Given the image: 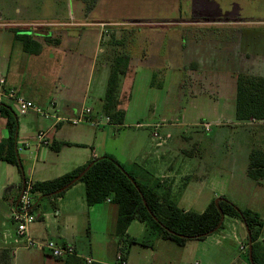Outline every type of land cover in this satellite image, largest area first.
Returning a JSON list of instances; mask_svg holds the SVG:
<instances>
[{
	"label": "rangeland",
	"instance_id": "374dc122",
	"mask_svg": "<svg viewBox=\"0 0 264 264\" xmlns=\"http://www.w3.org/2000/svg\"><path fill=\"white\" fill-rule=\"evenodd\" d=\"M25 1L13 4L14 14L18 8V17L27 19L32 32L48 26L53 41L64 40V73L79 72L73 80L108 81L110 67L105 68L104 60L111 50L117 51L116 57H131L119 96L125 105L136 81L126 123L136 126L138 119L174 123L170 149L177 160L192 162L206 176L202 184L206 192L224 195L264 220V178L248 175L251 152L263 150V130L259 122L236 118L239 75L264 77V0H31L29 5ZM147 54L149 60L143 61ZM150 64L157 66L154 71ZM149 80L153 92L145 90ZM188 152L195 157L188 158ZM5 222L7 229L15 230L9 220ZM134 232L140 241L152 240ZM214 238L191 241L185 248L164 242V247L177 251L174 264H211L208 254L217 248ZM165 248L155 253L134 246L131 259L134 264H150ZM98 252L113 262L111 251ZM239 253L237 247L235 256Z\"/></svg>",
	"mask_w": 264,
	"mask_h": 264
},
{
	"label": "crops",
	"instance_id": "0c3cea01",
	"mask_svg": "<svg viewBox=\"0 0 264 264\" xmlns=\"http://www.w3.org/2000/svg\"><path fill=\"white\" fill-rule=\"evenodd\" d=\"M18 1L12 0L7 5L0 4V80L5 81L3 90L15 89L39 108H48L51 103H55L57 115L66 121L55 123L53 119H47L35 111L20 115L17 109L12 107L18 117L16 151L23 169L21 173L18 167L0 162V264H62L45 251L22 248L23 241L15 242L16 228L14 231L7 229L5 221L7 219L12 223V210L19 201L22 191L20 186L24 177L33 183L51 181L109 154L128 170L138 166L136 174L140 179H144V182L159 179L165 188L171 190L173 199L185 211L203 213L212 201L224 197L221 194L213 196L207 193V188L202 185L207 178L199 172V168L186 159L177 160L179 157L173 155L174 151L170 147L174 145L173 132L176 128L174 123L154 122L151 119L144 123L138 119L136 126L126 123L132 93L137 91L135 80L130 91L131 98L125 105L119 107L125 111L124 125L111 123L95 128L88 123L71 124L69 120L78 117L85 109L92 110L93 120L106 117L101 110L108 81L95 83L88 80L83 83L78 79L73 80L79 75L75 69L65 74L62 53L64 40L47 43L46 39L53 37L51 30L46 29L48 26H45L44 30L33 29L32 32L27 19L18 17L19 9L15 10L16 14L13 12L17 7L13 4H17ZM30 1L25 2L29 5ZM31 5H35L34 1ZM5 29L14 33L7 35ZM22 34H28L33 41L42 45L39 54L25 51L22 40L18 38ZM80 37L82 36L78 38ZM113 51L111 50V54L104 60L105 64L107 63L105 68H111L117 54V51ZM147 60L148 54L143 61ZM131 63L130 59V65ZM150 67V71H154L157 66L150 64ZM152 82L147 81L145 90L153 92ZM90 100L98 104L89 106ZM4 104L11 106L7 98H4ZM257 124L263 130L261 151L264 152V122ZM156 132L163 141L165 140L162 146H158L159 140L155 141L153 138ZM41 133L46 134L47 144L39 143ZM8 138L6 123L0 117V143ZM55 142H66L71 145L64 146L56 152L51 148ZM28 144L29 146H26ZM22 147L24 148L20 151ZM186 154L188 158L195 157L191 152ZM176 161L178 163L180 161L181 164H177ZM212 193L214 194L213 191ZM35 205L37 221L30 228L34 240L39 242L51 240L63 245H73L78 258L84 260L85 264H88L87 260L92 264H117L122 245L116 236L118 208L112 202L89 207L86 202L85 185L79 183L70 188L63 197L56 200L45 199ZM138 224L141 223L134 222L128 229L129 240L144 242L147 246L131 245L126 256L127 264H134L131 259L134 246L151 249L156 253L160 248H165L164 242H167L155 238L151 241L138 240L133 234L135 230H139L144 239L149 237L146 226L141 224L137 227ZM12 225L15 227L13 223ZM247 235L246 227L241 221L225 217L224 228L206 238L207 240L218 237L213 239L217 248L208 254L211 264L216 261L249 264L246 260L247 252L244 254L241 250L242 246H247ZM108 237H112L111 243L107 242ZM261 241H264V237ZM237 247L241 254L235 256ZM100 250L104 253L111 251L113 262L100 255L98 252ZM176 253L173 247H166L159 256L154 255L158 257L157 259L152 258L149 263L174 264Z\"/></svg>",
	"mask_w": 264,
	"mask_h": 264
},
{
	"label": "trees",
	"instance_id": "16d2710c",
	"mask_svg": "<svg viewBox=\"0 0 264 264\" xmlns=\"http://www.w3.org/2000/svg\"><path fill=\"white\" fill-rule=\"evenodd\" d=\"M24 44V49L30 54H39L42 45L33 41L28 34L18 37ZM53 43L52 38L46 39ZM130 59L117 56L113 60L107 83L106 95L102 110L104 116L111 119V123L124 125L125 111L120 109V88L123 77L129 71ZM0 117L5 121L9 138L0 143V162H7L18 167L22 173L21 159L17 153L18 117L11 106L0 104ZM236 118L240 122L255 120L264 122V77L241 74L237 80ZM70 143L55 142L51 148L58 152ZM92 166L86 171V169ZM133 170H128L114 156L106 154L92 161L90 164L78 168L60 178L33 183L35 203L42 200H56L65 195L73 186L85 185L86 202L89 207L111 200L118 208L116 236L122 245L121 253L128 256V248L144 242L129 240L127 231L134 222L144 224L151 238L171 242L179 247H185L191 241H204L212 234L224 228L223 216L238 219L248 227L253 244L254 264H264V221L262 217L251 211L241 210L226 198L212 201L203 213L185 211L181 209L171 195V190L164 187L159 179L144 182ZM86 171V172H85ZM85 174L66 190L82 173ZM248 175L254 180L264 178V152L253 150L250 155ZM21 189L28 179L24 177ZM163 191V192H162ZM36 208V205H35ZM247 230V229H246ZM249 245V235H247ZM62 264H85L84 260L76 256L55 258ZM246 260L253 264L249 258ZM99 264V263H93Z\"/></svg>",
	"mask_w": 264,
	"mask_h": 264
},
{
	"label": "built area",
	"instance_id": "2783aa9c",
	"mask_svg": "<svg viewBox=\"0 0 264 264\" xmlns=\"http://www.w3.org/2000/svg\"><path fill=\"white\" fill-rule=\"evenodd\" d=\"M4 85L5 81L3 79L0 80V104H4V98H7L9 100V105H11V107H15L20 115H27L28 113L35 111L36 113L47 119H53L55 123L66 121L61 119L57 115L55 103H51L48 108H39L32 101H29L24 96L20 95L15 89L3 90ZM91 115L92 110L85 109L78 117L69 120V122L73 125L88 123L95 128L111 124V119L109 117H101L100 119L93 120ZM251 122L256 123L257 121L252 120ZM153 138L155 139V141L159 140L157 143L158 146H162L163 144H165V140L163 141L157 132L153 134ZM45 139L46 134L41 133L38 138L39 143L47 144L45 142ZM26 146H29V144ZM23 148L24 147L20 148V151H22ZM32 191L33 182H26L21 191L19 201L16 204L15 208L12 210L11 221L16 227L15 242L18 243L20 241H23L24 243L22 248L40 249L42 251H45L53 258H66L69 256L78 257L73 245H63L51 240L39 242L31 237L30 228L37 221V216L35 214V199ZM107 202H111V200L108 199ZM248 248V245L242 246L241 250L243 252H247ZM87 263L92 264L90 260H87ZM117 264H127V259L121 252L118 254Z\"/></svg>",
	"mask_w": 264,
	"mask_h": 264
},
{
	"label": "water",
	"instance_id": "95a60500",
	"mask_svg": "<svg viewBox=\"0 0 264 264\" xmlns=\"http://www.w3.org/2000/svg\"><path fill=\"white\" fill-rule=\"evenodd\" d=\"M92 166V164L86 169V171L90 168ZM85 171V172H86ZM85 172L84 173H82L77 179H75L70 185H68L67 187H65L64 189H62L60 192H62V191H64V190H66L67 188H69L71 185H73L74 183H76L84 174H85ZM218 202H219V199H217L216 200V204L218 205ZM224 218H225V216H223V221H224ZM246 229H247V233H248V235H249V258H250V261H251V263H253L254 264V260H253V244H252V240H251V237H250V232H249V230H248V227L246 226Z\"/></svg>",
	"mask_w": 264,
	"mask_h": 264
}]
</instances>
